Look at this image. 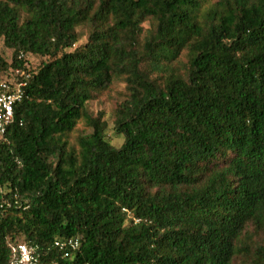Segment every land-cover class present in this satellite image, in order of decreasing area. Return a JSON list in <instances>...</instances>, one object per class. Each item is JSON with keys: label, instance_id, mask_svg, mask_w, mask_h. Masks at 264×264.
I'll return each mask as SVG.
<instances>
[{"label": "trees", "instance_id": "16d2710c", "mask_svg": "<svg viewBox=\"0 0 264 264\" xmlns=\"http://www.w3.org/2000/svg\"><path fill=\"white\" fill-rule=\"evenodd\" d=\"M0 42V264H264V0H0Z\"/></svg>", "mask_w": 264, "mask_h": 264}, {"label": "built area", "instance_id": "2783aa9c", "mask_svg": "<svg viewBox=\"0 0 264 264\" xmlns=\"http://www.w3.org/2000/svg\"><path fill=\"white\" fill-rule=\"evenodd\" d=\"M29 75L22 70L15 71L9 80H0V135H4L14 122V108L24 96ZM63 246V245H62ZM68 246L77 248L78 243L69 242ZM17 258L11 264H38L36 249L25 244L14 247Z\"/></svg>", "mask_w": 264, "mask_h": 264}, {"label": "rangeland", "instance_id": "374dc122", "mask_svg": "<svg viewBox=\"0 0 264 264\" xmlns=\"http://www.w3.org/2000/svg\"><path fill=\"white\" fill-rule=\"evenodd\" d=\"M0 53L6 57L8 61H11V52L4 49L3 43L0 42ZM125 92L124 84H117L114 86L111 92L105 94L98 100L90 104L91 111L94 115H97L100 112L106 114V121L108 122V133L107 138L110 143L120 148L124 143V138L117 135L114 127V114L116 106L123 100Z\"/></svg>", "mask_w": 264, "mask_h": 264}]
</instances>
